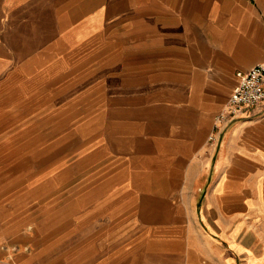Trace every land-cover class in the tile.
I'll return each instance as SVG.
<instances>
[{"label":"crops","instance_id":"crops-1","mask_svg":"<svg viewBox=\"0 0 264 264\" xmlns=\"http://www.w3.org/2000/svg\"><path fill=\"white\" fill-rule=\"evenodd\" d=\"M261 63L264 0H0L4 104L96 73L107 158L46 229L37 187L0 173V264H264V100L208 141Z\"/></svg>","mask_w":264,"mask_h":264},{"label":"rangeland","instance_id":"rangeland-1","mask_svg":"<svg viewBox=\"0 0 264 264\" xmlns=\"http://www.w3.org/2000/svg\"><path fill=\"white\" fill-rule=\"evenodd\" d=\"M74 76L57 74L55 89L39 90L37 106L26 105L33 101L30 88L23 90L25 104L20 106L5 105L10 99L3 97L7 91L0 90L1 179L29 191L37 187L44 229L54 204L56 220L78 210L80 177L96 162L107 160L101 140L102 111L96 103V73L89 72L88 83H81L82 87L72 82L69 88L68 78ZM70 189L75 193L72 196ZM254 192L249 185L248 193ZM66 193L70 198H64ZM251 230L249 241H256L257 229L254 226Z\"/></svg>","mask_w":264,"mask_h":264},{"label":"built area","instance_id":"built-area-1","mask_svg":"<svg viewBox=\"0 0 264 264\" xmlns=\"http://www.w3.org/2000/svg\"><path fill=\"white\" fill-rule=\"evenodd\" d=\"M238 85L214 119L213 129L208 137L214 145L217 136L242 112L255 107L264 100V63L255 65L247 71L237 72ZM16 247L13 248L15 250Z\"/></svg>","mask_w":264,"mask_h":264}]
</instances>
